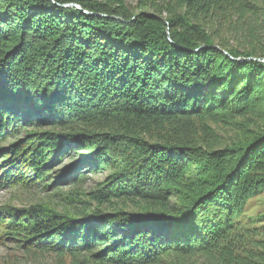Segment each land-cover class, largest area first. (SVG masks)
I'll list each match as a JSON object with an SVG mask.
<instances>
[{"label": "trees", "instance_id": "1", "mask_svg": "<svg viewBox=\"0 0 264 264\" xmlns=\"http://www.w3.org/2000/svg\"><path fill=\"white\" fill-rule=\"evenodd\" d=\"M263 59L264 0H0V190L68 158L107 207H9L0 237L86 264H264L233 248L264 192Z\"/></svg>", "mask_w": 264, "mask_h": 264}, {"label": "rangeland", "instance_id": "2", "mask_svg": "<svg viewBox=\"0 0 264 264\" xmlns=\"http://www.w3.org/2000/svg\"><path fill=\"white\" fill-rule=\"evenodd\" d=\"M154 0H124L125 4L131 11H138L142 8L143 3H150ZM151 11L150 8L146 9ZM223 36L227 38L223 33ZM31 129V128H30ZM33 129V128H32ZM31 129V130H32ZM30 130V131H31ZM221 137L225 141L232 140L236 137L235 128H218ZM25 134L24 129L19 132L22 136ZM13 137H7L2 141L0 148L6 147ZM75 155V154H74ZM2 156V155H1ZM64 158L62 163L52 167L49 171V177L42 182L30 185H14L0 190V210L4 212L9 207L27 208L32 205L40 204L48 209H52L60 214L76 216L82 212L88 214L98 208L107 211V207H98L95 202L91 201L84 192H88L97 186L102 180V173H90L85 175L84 182L68 185V182L74 181L72 175L68 181L64 180L66 171L64 170ZM48 185V188L44 186ZM6 216V215H5ZM5 218L0 221L2 227ZM236 230L234 242V253L239 255L245 261L248 259L258 260L264 251V192L250 199L244 208V211L235 219ZM202 260H193L188 264H202ZM86 264L85 262H69L60 260L51 253L37 252L35 250H25L17 243L0 237V264Z\"/></svg>", "mask_w": 264, "mask_h": 264}, {"label": "built area", "instance_id": "3", "mask_svg": "<svg viewBox=\"0 0 264 264\" xmlns=\"http://www.w3.org/2000/svg\"><path fill=\"white\" fill-rule=\"evenodd\" d=\"M262 61H264V59Z\"/></svg>", "mask_w": 264, "mask_h": 264}]
</instances>
